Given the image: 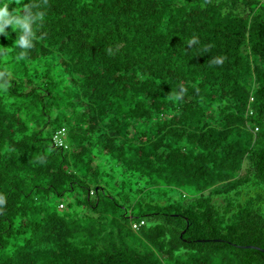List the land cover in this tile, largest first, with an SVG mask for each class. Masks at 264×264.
<instances>
[{"label":"trees","instance_id":"1","mask_svg":"<svg viewBox=\"0 0 264 264\" xmlns=\"http://www.w3.org/2000/svg\"><path fill=\"white\" fill-rule=\"evenodd\" d=\"M5 4L0 264H264V0Z\"/></svg>","mask_w":264,"mask_h":264},{"label":"clouds","instance_id":"2","mask_svg":"<svg viewBox=\"0 0 264 264\" xmlns=\"http://www.w3.org/2000/svg\"><path fill=\"white\" fill-rule=\"evenodd\" d=\"M19 3V0H16ZM45 4H47V0H43ZM31 7H35V5L28 6L25 5L23 7V15L19 14L17 10H13L17 12V14H13V12L9 11L8 5L5 4L3 7H0V34H5V29L8 26L11 27H19L21 29L22 35L19 37L18 44L22 49H30L32 45V40L35 38V33L32 31V23L36 20V15H34L31 11ZM42 18V13L39 14ZM204 51H208V47L204 49ZM26 53H21V55H25ZM222 58H213L210 61L211 64H222ZM0 87H6V85H0ZM4 203L2 197H0V205Z\"/></svg>","mask_w":264,"mask_h":264},{"label":"built area","instance_id":"3","mask_svg":"<svg viewBox=\"0 0 264 264\" xmlns=\"http://www.w3.org/2000/svg\"><path fill=\"white\" fill-rule=\"evenodd\" d=\"M64 129L58 130L55 132L54 136H53V140L54 143L57 145H62L63 141H62V135H63ZM61 206V204H60ZM144 223L143 220H139V221H135L132 223V228L133 229H138L142 224Z\"/></svg>","mask_w":264,"mask_h":264},{"label":"water","instance_id":"4","mask_svg":"<svg viewBox=\"0 0 264 264\" xmlns=\"http://www.w3.org/2000/svg\"><path fill=\"white\" fill-rule=\"evenodd\" d=\"M256 249H258V250H260V251H262L263 253H264V248H262V247H258V246H254Z\"/></svg>","mask_w":264,"mask_h":264}]
</instances>
